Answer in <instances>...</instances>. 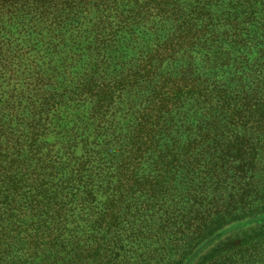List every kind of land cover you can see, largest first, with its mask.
<instances>
[{"label":"trees","instance_id":"1","mask_svg":"<svg viewBox=\"0 0 264 264\" xmlns=\"http://www.w3.org/2000/svg\"><path fill=\"white\" fill-rule=\"evenodd\" d=\"M87 1L0 0V13L9 15L8 22L30 15L31 22L34 17L49 21L53 27L46 34L54 33L58 39L48 41V47L65 54L61 59L74 66L84 55ZM169 1L173 12L162 13L161 1L157 15L150 13L147 3L146 12L134 5L126 13H117L113 6L105 8L104 20H100L103 25L98 26L102 41L109 39L115 28L126 29L136 21L171 25L172 36L183 43L174 50L166 44L168 53L162 61L180 55L189 64L188 71L197 76L202 71L197 68L196 49L189 43L196 30L195 44L210 48L207 59L201 61L208 64L200 65L206 74L198 77L200 87L206 89H178L177 85L152 91L150 103L142 109L135 126L120 133L125 161L121 165L116 162L115 168L112 162L108 171L101 155L100 162L91 161L86 181L91 186L84 182V160L72 165V141L58 144L47 138L53 125L56 128L55 96L51 89H41L51 86L52 78L36 71V57H28L32 71L24 75L21 88L15 78L5 85L0 83V155L3 150L7 154L10 146L14 149L10 160L0 156V264H81L90 238L84 227L91 228L94 236L103 228L112 258L115 249L123 245L115 238L123 225L130 223V228L137 222L139 227H131L129 233L140 235L155 216L177 222L183 233H191L176 264H264V0ZM182 2H189L190 7H181ZM122 6L131 5L127 2ZM183 11L187 18L180 17ZM202 14L205 21L193 29ZM75 17L83 19L79 27L71 25L77 34L63 40L61 29ZM27 25L28 29L34 26ZM2 30L1 26L0 34ZM74 46L70 55L67 47ZM29 47L0 41V63L12 56L22 59ZM212 81L215 86L207 89ZM74 94L69 93L70 97ZM32 95L41 97V102L36 105ZM79 95L84 97L83 83ZM188 101L191 107L185 108ZM19 132L27 134L21 146L18 139H9ZM185 135L192 141L161 149V140L171 142ZM87 140V150L91 151L93 141ZM80 142L84 157V136ZM4 143L7 147L3 149ZM107 150L109 142L99 153ZM155 151L167 158L163 164L167 180L163 177L161 183L152 185L149 179L138 177L144 164L138 160ZM32 166L39 172L31 187L7 177L11 171L24 172ZM177 171L185 177L186 189L174 190ZM99 182L104 186L96 185ZM100 190L109 191L108 207L101 211L97 200ZM140 197L143 201H138ZM173 197L180 199L170 205L167 201ZM24 210L39 218L30 223L21 221ZM85 211L95 219H85Z\"/></svg>","mask_w":264,"mask_h":264},{"label":"rangeland","instance_id":"2","mask_svg":"<svg viewBox=\"0 0 264 264\" xmlns=\"http://www.w3.org/2000/svg\"><path fill=\"white\" fill-rule=\"evenodd\" d=\"M112 1H87L88 3L84 9V55L74 66L69 65V60L64 62L61 59L65 54H60L48 47V41L57 38L54 33L49 32L48 35L46 34L47 30L53 27L49 21L45 22L38 17H34L33 22H31L29 20L32 18L30 15L29 17L12 18L8 22L9 15L0 13V27H3L0 41L8 42L13 47L23 44L30 46L27 49L28 53L22 59L12 56L4 60L3 64L0 63V83L5 85L12 78H15L17 87L21 88L24 75H28L27 73L32 71V61L28 57H36V71L40 70L42 74L52 78L51 86L43 85L41 89L49 88L55 96V110L53 111L55 117L53 123L56 124V128L53 125V128L48 131L47 138L50 142L57 141L58 144L62 141L65 143L72 141V148L69 151L70 157L73 159L72 165L75 161L81 163L84 160V182L90 186L91 184L86 181L90 177L91 172L87 167L93 164L91 161L98 160L100 162L99 157L101 155L103 157L102 161L106 163L105 171H108L112 162L115 163L113 165L115 168L116 162L121 165L125 161L124 150L121 149L124 146V140L121 141V138L124 136L120 135V133L123 134L127 129L130 130L135 126L142 109L150 103L152 91H166L177 87V85H179L178 89H206V86L200 87L201 83H199L198 77L202 75L201 73L206 74L204 72L206 70H202L200 65L208 64L207 61H204V63L201 61L207 59L205 54L210 48L209 50L208 48L204 49L200 45L195 44L194 36L197 32L196 30L192 31L189 43L193 44L192 48L196 49L194 53H197V61L199 63L197 68L199 69L198 71H202L197 76L188 71L189 64L186 63V59L180 58V55L176 56L175 60L162 61L163 57L168 53L166 44L169 49L171 47L174 50L176 45L183 43L182 40L178 41L172 36L171 25L158 24L157 26H152L151 23L146 21H136L134 25L127 26L126 29L115 28L109 38L111 39L110 42L109 39L102 41L101 30L98 26L103 25L100 20H104L103 12L105 8L109 9L113 6L112 10L117 13H126L128 8L134 5L141 7L146 12L148 11L147 3L150 13L157 15L160 13L159 7H162L161 1L164 4L162 13L173 12L174 5L169 0H124L120 4H114ZM127 2L131 6H122V4ZM188 3L182 2L181 7L187 9L190 7ZM105 13H108V11ZM180 17L187 18L188 15L183 11L180 13ZM110 19H114V17H110ZM197 19L198 22H196L193 29H197L205 21L204 14L199 15ZM82 21L81 17H75L71 20L72 24L61 29L62 39L74 37L77 34L74 28L79 27V23ZM69 22L66 21L65 24ZM32 23L34 26L32 29H28L27 24L32 25ZM68 29H72V31H68ZM172 40L173 43H167ZM68 51H70V55L74 54L75 46L67 47ZM82 83L84 84V97L79 95ZM214 86L215 82L212 81L208 83L207 89H212ZM70 92H75L73 97H70ZM32 99L36 105L41 102V97L37 95H32L31 101ZM2 102L0 101V105ZM188 102L185 108L191 107V101ZM103 117L105 118L103 119ZM83 130L84 135H81ZM71 132L73 135H71ZM83 136L84 157L82 156L83 149L80 142ZM55 137L56 140H54ZM114 137L120 138V140L114 141ZM9 139H18V143L21 146L23 141L27 140V134L24 132L21 135L19 132L15 136L11 135ZM87 139L91 142L93 141L91 151L87 150ZM189 141H192V138L186 135L179 136V138L173 139L171 142L169 140H161L160 147L163 150L176 143H179V147H182ZM107 142H109V150L99 153L100 147ZM6 144L4 143L3 149L7 147ZM88 147L90 149V145ZM13 150L10 146L9 152L5 154L4 151L7 150H3L0 156H2L3 160H10ZM155 152L138 160V162L142 161L144 163L139 167L138 177L140 180L149 179L152 185L161 183L159 181H162L166 174L163 170V164H165L167 158L161 155L163 152ZM91 154L95 158L90 159ZM38 172L37 167L32 166V168L24 172L11 171L8 173L11 177L8 175L7 177L31 187L34 183L33 178L36 179ZM184 178L177 171L172 183L174 190H183L189 187L184 182ZM164 180L166 181L167 177ZM96 185L104 186L102 182ZM111 187H113L112 184ZM108 195L109 191H99L97 200L100 211L108 207L106 203ZM178 198L180 199V197L170 198L167 203L170 205L174 204V201H179L177 200ZM143 199L144 197H140L138 201H143ZM84 217L90 221L95 219V216L89 217L86 211L84 212ZM20 218L21 221L30 223L32 220H37L39 215H31L29 211L24 210ZM104 223L108 224L106 221ZM134 223H131V227L138 228V223ZM129 224L123 225L121 227L122 230L116 234L115 238H120L123 245L115 249L112 258H110V252L106 248L105 237L107 234L103 233V228L99 234L94 236L91 228L84 227V233L90 238L87 241L89 245L84 246V257H82L80 263L176 264L174 262L179 259L192 237L189 232L183 233L177 222L164 221L163 217L159 216H155L140 235L134 236L130 234L129 231L132 228H129ZM86 236L84 238L87 239Z\"/></svg>","mask_w":264,"mask_h":264}]
</instances>
